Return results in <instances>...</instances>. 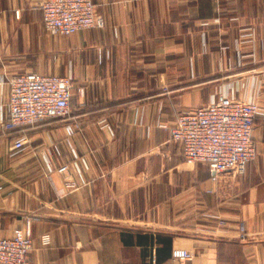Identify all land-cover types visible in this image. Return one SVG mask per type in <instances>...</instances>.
Wrapping results in <instances>:
<instances>
[{"label":"crops","instance_id":"1","mask_svg":"<svg viewBox=\"0 0 264 264\" xmlns=\"http://www.w3.org/2000/svg\"><path fill=\"white\" fill-rule=\"evenodd\" d=\"M40 1L0 0V237L32 218L30 264H264V0H93L103 27L70 36ZM63 63L69 116L5 129L10 77ZM220 93L261 112L255 158L212 179L170 130Z\"/></svg>","mask_w":264,"mask_h":264},{"label":"built area","instance_id":"2","mask_svg":"<svg viewBox=\"0 0 264 264\" xmlns=\"http://www.w3.org/2000/svg\"><path fill=\"white\" fill-rule=\"evenodd\" d=\"M39 9L43 27L51 36H70L79 30L104 25L93 0H41ZM8 83L5 129L69 116L72 98L69 74L20 73L11 76ZM260 112L257 101L220 93L207 103L179 114L170 130L171 140L180 145L187 164L207 165L212 179L225 172L240 174L256 156L253 130ZM24 145L25 139L17 138L11 147L19 150ZM66 170V165L59 168L60 172ZM66 185L76 187L71 181ZM31 220L28 218L24 226L14 228L11 236L0 237V264H30ZM43 240H48L47 235ZM171 254L176 264H189L192 257L183 248H174Z\"/></svg>","mask_w":264,"mask_h":264},{"label":"rangeland","instance_id":"3","mask_svg":"<svg viewBox=\"0 0 264 264\" xmlns=\"http://www.w3.org/2000/svg\"><path fill=\"white\" fill-rule=\"evenodd\" d=\"M64 56H65V55H64ZM65 57H68V54H66ZM67 70H68V68H67L66 65H64V63H63V66L61 67V69H60L59 71H57V73H58V74H64V73L67 72Z\"/></svg>","mask_w":264,"mask_h":264}]
</instances>
